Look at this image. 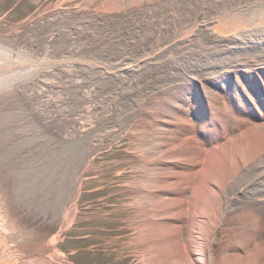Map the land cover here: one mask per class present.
Listing matches in <instances>:
<instances>
[{
	"label": "rangeland",
	"instance_id": "rangeland-1",
	"mask_svg": "<svg viewBox=\"0 0 264 264\" xmlns=\"http://www.w3.org/2000/svg\"><path fill=\"white\" fill-rule=\"evenodd\" d=\"M224 3L230 2L0 0L4 46L35 62L75 60L37 68L32 81L0 97V118L6 117L0 125V224L21 264H186L179 243L188 242L187 213L201 194H188L183 215L169 213L158 208L157 184L148 179L163 155L162 121L177 120L176 105L197 108V80L216 109L226 102L220 65L227 45L209 30L185 39ZM251 53L264 63L260 49ZM124 64L138 71L121 81L114 70ZM228 103L234 114L226 126L236 134L243 115ZM245 142L236 139V151ZM259 161L252 158L248 170ZM235 175L220 201L235 196L243 179ZM254 207L264 219V206ZM244 213L239 206L226 212L221 202L213 211L211 222L220 225L213 264L256 224ZM263 240L264 225L255 238Z\"/></svg>",
	"mask_w": 264,
	"mask_h": 264
},
{
	"label": "bare ground",
	"instance_id": "bare-ground-1",
	"mask_svg": "<svg viewBox=\"0 0 264 264\" xmlns=\"http://www.w3.org/2000/svg\"><path fill=\"white\" fill-rule=\"evenodd\" d=\"M227 1L230 3H224L221 11L193 26L185 39L191 42L195 32L209 30L219 36L220 43L227 45L224 63L220 65L223 77L220 85L225 101H229L234 111H240L243 115L238 118L240 131L233 134L226 126V119L234 114L224 107L226 102L219 106V110L216 109L210 102L211 95L202 87V81L197 80L199 86L194 97L197 108L188 102L183 108L180 104L176 105L177 120L162 121L165 131L161 150L163 155L153 169L156 171L155 179H148L157 184L155 198L158 208L169 213L179 211L183 215L188 194H201V200L194 201L193 209L187 213L188 242L179 243L180 259L186 264H213L211 246L220 225H213L210 216L220 202L226 212L232 206H239L245 215L256 222L254 227L248 226L247 230H243L246 231L245 237L241 239L239 247L232 245L220 264H264V240L255 241L262 232L264 219L260 207H254V204L264 206V63L257 64L256 56L251 53L258 48V56L264 58V0H245L243 3L241 0ZM156 56H149L147 61H153ZM73 61L69 58L35 62L28 53L7 48L0 40V97L6 91L15 92L16 85L32 81L37 68L49 69L51 65L56 68L59 64ZM92 64L94 68L97 67L95 62ZM103 69L106 73L112 71L106 66ZM137 71L132 65L124 64L115 68L114 74L123 81ZM237 76L241 77V81ZM191 78L196 81L194 76ZM215 83L218 84V81ZM4 118H0L1 126H4ZM236 139L246 140L238 151L234 147ZM252 158L261 161L248 170L247 163ZM10 167L8 171L13 173L14 168ZM238 173L243 179L235 196L220 201L224 190ZM204 206L205 209H201ZM4 227L0 224V264H21L24 259L17 258L13 241L5 234ZM202 237H206L208 247ZM33 255L34 252L29 257Z\"/></svg>",
	"mask_w": 264,
	"mask_h": 264
}]
</instances>
